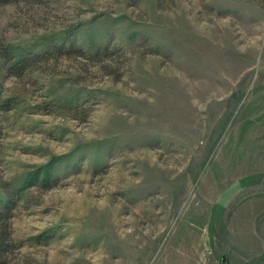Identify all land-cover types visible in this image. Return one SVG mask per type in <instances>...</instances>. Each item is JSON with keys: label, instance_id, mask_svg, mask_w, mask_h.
I'll return each instance as SVG.
<instances>
[{"label": "rangeland", "instance_id": "rangeland-1", "mask_svg": "<svg viewBox=\"0 0 264 264\" xmlns=\"http://www.w3.org/2000/svg\"><path fill=\"white\" fill-rule=\"evenodd\" d=\"M12 197L0 264H264V0L0 6Z\"/></svg>", "mask_w": 264, "mask_h": 264}, {"label": "trees", "instance_id": "trees-1", "mask_svg": "<svg viewBox=\"0 0 264 264\" xmlns=\"http://www.w3.org/2000/svg\"><path fill=\"white\" fill-rule=\"evenodd\" d=\"M19 0H0V6L17 2ZM38 59V60H37ZM42 55L36 56V61L42 60ZM6 63L8 64V70L11 72L12 70H17L18 73H21L23 70L29 67L30 61L27 60V58L16 60L15 57H13V54H10L6 59ZM36 184L34 182H31L29 185ZM9 193V191H7ZM11 194L9 193V196ZM14 196V195H13ZM18 200V199H17ZM17 200L12 198H9L8 201H6L3 206L0 208V228L3 231L2 232V238L0 240V261L3 260L4 257V249L6 244V234H7V222L8 219L12 216V212L17 207Z\"/></svg>", "mask_w": 264, "mask_h": 264}, {"label": "water", "instance_id": "water-1", "mask_svg": "<svg viewBox=\"0 0 264 264\" xmlns=\"http://www.w3.org/2000/svg\"><path fill=\"white\" fill-rule=\"evenodd\" d=\"M227 263V257H224L222 260V264H226Z\"/></svg>", "mask_w": 264, "mask_h": 264}]
</instances>
